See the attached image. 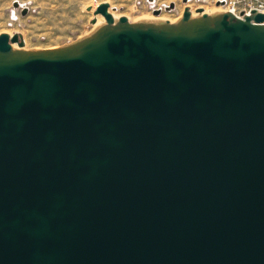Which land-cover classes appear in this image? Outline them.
<instances>
[{"label":"water","instance_id":"1","mask_svg":"<svg viewBox=\"0 0 264 264\" xmlns=\"http://www.w3.org/2000/svg\"><path fill=\"white\" fill-rule=\"evenodd\" d=\"M109 7L0 35V264H264V13Z\"/></svg>","mask_w":264,"mask_h":264},{"label":"rangeland","instance_id":"2","mask_svg":"<svg viewBox=\"0 0 264 264\" xmlns=\"http://www.w3.org/2000/svg\"><path fill=\"white\" fill-rule=\"evenodd\" d=\"M102 3L109 4L113 16L132 23L145 17L176 21L186 8L196 15L197 9L208 14L217 9L239 13L248 7L246 0H0V35H21L26 50L59 48L90 34L97 23L93 20L105 19L94 15ZM155 10L161 13L154 15Z\"/></svg>","mask_w":264,"mask_h":264},{"label":"bare ground","instance_id":"3","mask_svg":"<svg viewBox=\"0 0 264 264\" xmlns=\"http://www.w3.org/2000/svg\"><path fill=\"white\" fill-rule=\"evenodd\" d=\"M234 11L235 10H228V11H225V12H232L233 13ZM223 12L224 11H222V9H217V10L213 11V13H209V14L213 15V14H218V13H223ZM193 16H198V14H196V15L193 14ZM114 17H115L116 20L119 18V17H116V16H114ZM165 21H166V19H164L162 17H145L140 22L160 24V23L165 22ZM176 21H171V22H176ZM104 24H106V20L102 19V18H99V20L97 21V23H96L95 27L93 28L92 32L94 30H96L97 28H99L100 26H103Z\"/></svg>","mask_w":264,"mask_h":264},{"label":"built area","instance_id":"4","mask_svg":"<svg viewBox=\"0 0 264 264\" xmlns=\"http://www.w3.org/2000/svg\"><path fill=\"white\" fill-rule=\"evenodd\" d=\"M248 7L242 11H240L239 13L236 12V9L233 13L238 17V18H243L242 14L245 15H250L251 12L253 10H256L260 13H264V2H260V1H253L251 2V0H246Z\"/></svg>","mask_w":264,"mask_h":264}]
</instances>
